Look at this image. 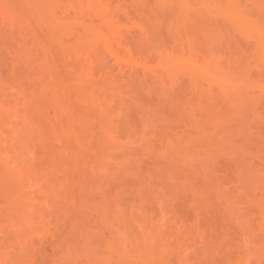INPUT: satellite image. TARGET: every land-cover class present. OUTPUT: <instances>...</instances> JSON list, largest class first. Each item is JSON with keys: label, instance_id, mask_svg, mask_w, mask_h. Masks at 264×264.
Wrapping results in <instances>:
<instances>
[{"label": "bare ground", "instance_id": "6f19581e", "mask_svg": "<svg viewBox=\"0 0 264 264\" xmlns=\"http://www.w3.org/2000/svg\"><path fill=\"white\" fill-rule=\"evenodd\" d=\"M143 9L151 12L149 25ZM196 14L212 29L207 49L186 43L190 37L145 52L129 43L170 22L181 28ZM126 76L143 83V95L124 86ZM125 123L136 126L133 136L124 137ZM263 123V0H0V197L7 203L0 207V249L11 237L15 255L31 260L35 244L45 251L31 235L49 234V248L66 249L82 264L117 263L98 257L81 212L65 211L75 225L60 244L50 212L29 203L84 197L74 174L88 148L120 165L113 188L99 187L102 196L154 189L143 175L166 172L179 186L172 197L185 199L173 224L162 209L167 216L157 225L137 218L141 243L130 249L124 234L117 264H264L252 247L262 239L247 229L252 220L264 231ZM22 130L39 141L32 163L12 145ZM233 181L247 182L240 197L228 186Z\"/></svg>", "mask_w": 264, "mask_h": 264}, {"label": "rangeland", "instance_id": "374dc122", "mask_svg": "<svg viewBox=\"0 0 264 264\" xmlns=\"http://www.w3.org/2000/svg\"><path fill=\"white\" fill-rule=\"evenodd\" d=\"M139 11H140V9H139ZM144 11L140 17L143 19L144 22L147 23L148 21L152 20V19H150V17L152 18V15H150L151 12L148 11L147 9H145ZM138 13L139 12H137V14ZM140 13H141V11H140ZM197 16H199V17L195 16L196 18L194 17L190 21L187 20V21H185V23L183 22L182 27L178 28V29L176 28V26H174L175 25L174 23L172 24L171 22L170 23L168 22L169 24L163 28L164 31L162 29H161V31L160 30L158 31L159 34L158 33L156 34V32L154 33L153 28H151L150 30L153 33L149 34L150 38L148 36L149 39L146 38L147 41L145 39V40H143L144 41L143 42L140 40H136V38H135V40L132 41L133 38H131L129 43H130V45L132 44L131 46L134 47L135 49L140 50L139 52H141V49L143 50L144 48H146L149 45H150V50H153V48L155 49V47H157V45H159L160 42L161 43H164L165 41L169 42V39H170V41H171V39L173 40L174 45H176V44L179 45V43H177L178 42L177 40H179V42H181V40H182L183 41V42H181L182 44H185V42L187 40H189L186 43L192 41L190 43H192L193 45L195 43L196 46L201 47L202 49H205L207 47V45L209 44V42L211 41L210 38L212 39L211 35H209V32L211 33L212 29L208 27V22H207V24L205 23L206 20L204 21V19H206V18L203 19L202 17H200V15H197ZM140 17H139V19H141ZM148 23H150V22H148ZM151 23H152V21H151ZM168 27H169V31L171 30L170 32H168V30H167ZM155 30L157 31L156 28H155ZM165 30L167 31V33L165 32ZM162 34H163V36H160ZM158 35H159V37H158ZM169 35L171 36V38L169 37ZM186 37L187 38L190 37V38L187 39ZM179 38L180 39L183 38L184 40L185 39H187V40L184 41L183 39L180 40ZM238 39H240L239 36H238ZM239 41L242 42V39H240ZM110 64L111 63H109V65ZM96 68H98V67H96ZM250 70H251V72H254V73L256 71V70L254 71L253 68L252 69L250 68L249 72H250ZM124 81H125L124 86L126 88L128 87L129 89H133V91H135L137 94H140V95L144 94L143 83L140 82L139 80H137L136 77L130 78V77L126 76V77H124ZM263 126H264V123L261 124V128ZM134 128H136V126L132 123H130L129 125L126 123L124 125H122L121 129H122V132L124 134V137L133 136ZM90 129L91 128H89V130ZM263 129H264V127L262 128V131L264 132ZM22 131L23 132H19L20 134H18L17 138L15 140H13L12 145H13L14 151H16V153L20 156V158L23 160V162L26 161V159H27V161L29 163L30 162L32 163V158H31L32 151H33L35 146L37 147L39 141L37 142V139L34 138V137H36V135L32 133L33 131H31V130H30V132H28L29 130H27V131L22 130ZM32 134H33V136L34 135L35 136L32 137ZM19 135H21V136H19ZM89 135H90V133L88 132L87 138ZM126 139L127 138H124L123 140H126ZM263 139H264V133H263V137L261 139L262 143L264 144ZM36 147H35V149H36ZM80 151L81 150H79V152ZM103 152H104L103 149H101V150L98 149V151H97V150H90L87 148L86 150H82V152L79 155V162L83 167H81L77 172H75L74 179L78 182V184L80 183V185L82 186V188H83L82 195L84 197H30V199L32 198V200H31L32 202H29V203L32 204L33 207L35 206V208L39 207L40 210L43 211L42 213H44L46 211H47V213L50 212L49 213L50 215H48L49 216V223L48 224H49L50 228H52V229L55 228L54 230L57 229L56 231L59 230L57 232L58 234H56L55 238L60 237V238H57L58 242L60 244L64 243V239L66 237L68 238V235H69V232H70L72 226L75 225L74 220H72V218L69 217L65 211L67 209H70L71 211L74 210V211L81 212L84 216L85 223L89 226V228H90L89 230H91V234H90L91 238L89 237V239H90V242L95 247L96 254L98 255V257H100V259H102L104 261L111 259V260H113V262L115 261L114 263H116V262L118 263L120 258L123 257V255H121L123 252L122 245H124V243H125L123 241V239H125L127 237V234L129 237L128 239H130V241H131V243H130V241H127L129 243L127 246L133 250L134 248L137 247V245H139L141 243L140 239L142 240L141 237H143V236L141 234H143V233H140V232L142 231V229L144 227V225H141L142 223L146 225L148 222L147 225H149L150 227H151V225L154 226V224L157 225L156 223L159 221V219H161V215L163 214V212L167 211L168 216L165 214L167 216L166 218L167 219L170 218L169 222H171V224H173L174 223L173 220L175 218V215L178 216L181 214V213L178 214L177 211L179 210V212H181L180 208L182 207V205H184V203L182 201L183 200L185 201V199L182 200V197H172L174 195V193L176 195V193L180 192V191L177 192L179 190V188H178L179 186L177 185L178 184L177 181H175L172 178H169V176H167V174H165L166 172H162V174L160 176L161 178L160 177L152 178L153 180L151 179V177L143 175L142 181H143V179H146L147 181H150V180L152 181V183L148 182L149 185H151V184L153 185L155 183L157 185L160 184L158 187L156 184L153 185L152 187L154 189L149 188L148 191H144V190H146L144 187V190L138 189L139 190L138 191L136 188L137 191H133L134 192L133 195L130 192H128L127 193L128 196H126L127 195L126 193H125V195H120L119 197H114L112 195L109 196L107 194L102 196L99 187L103 184L102 186H104V190L108 189V187L113 188V186H112L113 177H114V175H118L120 173V169L118 168V166H120V165L116 164L113 161H109V159L107 157H105V154ZM115 152H118V151H115ZM93 160H95V162L98 164V166H97V168L92 169L89 167V165L92 164ZM157 179H159V180H157ZM233 179L234 178H232V180ZM244 183H247V182L233 181V183L229 184L228 186L231 187L236 192L235 194L237 197H240L239 195L241 194V189L243 188ZM261 185H262V189H264V180H262ZM142 188H143V185H142ZM140 189H141V186H140ZM262 191L264 192V190H262ZM138 192H140V194H138ZM259 192H256V193L258 194ZM129 194H131V195L129 196ZM135 194L136 195L138 194V195L136 196ZM27 198H29V197H27ZM27 201H28V199H27ZM238 202H236L235 208H237L240 205V203H238ZM252 203L249 202L246 204L250 205L248 207L251 208V207L255 206ZM6 205H7V203L5 202V200L2 197H0V207L6 206ZM186 206H188V205H186ZM202 206H204V204H202ZM240 206H242V205H240ZM206 207H208V206H206ZM203 208H205V206L202 207V209ZM161 209L163 210L162 214L160 213ZM164 209H165V211H164ZM172 209H173V211L171 214ZM183 209H185V208H183ZM207 209L206 210H207L208 214L210 212H212L209 210L211 208H207ZM206 210L204 209L203 211H206ZM207 212H205V213H207ZM145 213H147V214H145ZM150 214H152V215L150 216ZM146 215H148L149 217H146ZM154 215H155V217L156 216L157 217L152 218ZM165 215H162V217ZM3 216L4 215H2V214L0 215V223L5 225L6 224L5 218ZM135 218L136 219L138 218L140 220V222H142V223L140 224L139 222H137L138 219L136 220ZM164 221L165 220H163L161 222H164ZM251 221L249 223L251 225H253L251 223ZM14 222H21V220L16 217L14 219ZM249 223L247 225L248 227L250 225ZM171 224H170V226H172ZM168 225H169V223H168ZM149 226H146V227H149ZM233 227L236 228L238 226L236 224V226L233 225ZM248 227H247V229H248V232H249L250 237L252 239H255L256 241H258V239H259V241H260V239H262V242H260V243L256 242V243H254V245L252 247L254 248V250H256V253H255L256 255H260L261 257H263V259L260 257L261 260L263 261L264 260V250H263L264 248L262 249L261 245L262 246L264 245V231L255 224L253 226H250L249 228ZM140 228H141V230H140ZM96 231H99V232H96ZM143 232H144V234L146 233V231H143ZM89 233H90V231H89ZM148 233H149V231H148ZM124 234H126V237L124 236ZM33 235H31V241L34 240L35 241L34 244L37 242H39V243L44 242V244H42V245H44L45 251L40 249L39 246L41 244L37 243V244H35L36 248L33 251V253H32V251L30 252L31 260H23L22 259L23 260L22 261L19 256L15 255V253H16L15 249H13V247L10 248L11 245L14 246L16 244V240L13 238L11 239V237H10L8 240V243H6L7 246L4 249H0V264H68V263L82 264L83 263L81 258L75 257V256H73V254L71 255V252L66 250V249H54L53 250L52 248H49L47 246L48 243L45 241L47 239L46 238L47 235H45V238H43L44 235H42V238L44 240L42 238L41 239L43 241L40 239V237H41L40 235H39L40 237L38 236L39 238L37 236H35V234H33ZM233 235H235V234H233ZM233 237H235V236H233ZM37 239L38 240L40 239V240L38 241ZM169 239H171V238H168L167 240H169ZM49 240H51V239L49 238V234H48L47 241H49ZM171 240H169V241H171ZM259 244H261V245H259ZM259 247H261V248L259 249ZM257 251H259V252H257ZM173 255H171V256H173ZM217 255H216L217 258L221 257L220 253H218ZM175 257H176V255L173 256L172 259L174 258V260H176ZM201 257L203 258V256H201ZM207 258H208V256H207ZM251 258L254 259V256H251ZM221 263L225 264L223 262H221Z\"/></svg>", "mask_w": 264, "mask_h": 264}]
</instances>
